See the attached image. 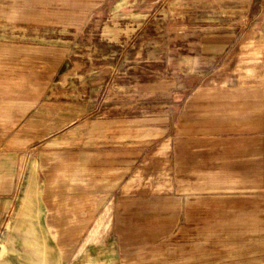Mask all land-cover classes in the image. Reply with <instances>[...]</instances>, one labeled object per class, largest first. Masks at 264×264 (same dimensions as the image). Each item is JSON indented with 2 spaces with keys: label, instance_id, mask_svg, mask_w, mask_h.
I'll list each match as a JSON object with an SVG mask.
<instances>
[{
  "label": "rangeland",
  "instance_id": "obj_1",
  "mask_svg": "<svg viewBox=\"0 0 264 264\" xmlns=\"http://www.w3.org/2000/svg\"><path fill=\"white\" fill-rule=\"evenodd\" d=\"M0 202V264H264V0H0Z\"/></svg>",
  "mask_w": 264,
  "mask_h": 264
},
{
  "label": "crops",
  "instance_id": "obj_2",
  "mask_svg": "<svg viewBox=\"0 0 264 264\" xmlns=\"http://www.w3.org/2000/svg\"><path fill=\"white\" fill-rule=\"evenodd\" d=\"M169 146V141L165 140L164 142H162L161 144H159L158 146H156L155 148H153L149 154L145 157L143 163H142V167L144 168L145 166H147L149 163H152L153 161L157 160L162 153L165 151L166 148H168ZM2 209H5L4 206L1 204L0 202V224H1V219L4 216L5 212H2ZM52 209V210H51ZM53 210L54 208L51 206L50 208V214L48 217V225L50 227V229L53 231V233H55L54 235L56 237H58V241H62L64 242V240L67 238L62 234V223L58 222L54 219L53 217ZM250 233L247 232L246 229H243V232L239 233L240 237H248L250 234H252L251 232H254L253 237H264L262 236V234L258 233V231H252L249 230ZM239 237V236H238ZM61 243V242H60ZM247 250L250 249H243V248H238L237 252L234 249V251L236 253H233L234 259H230L231 254V250L228 251H223V263L224 264H231L232 262H235L237 260H241V258L239 256H241V254H244L243 252H246ZM252 250V249H251ZM111 254H114V250L112 249L110 251ZM194 254V255H192ZM240 254V255H239ZM235 255H239V256H235ZM228 258V260L225 258ZM213 257V254H210L209 251H203L202 253H191V255H187L186 257H183V255L180 256L181 260L178 263V259H175L176 262H174L175 264H214L213 261L211 262V260L209 258ZM185 258V259H184ZM201 258L202 261H198L196 259ZM204 258V259H203ZM206 259V260H205ZM241 264V263H239Z\"/></svg>",
  "mask_w": 264,
  "mask_h": 264
},
{
  "label": "bare ground",
  "instance_id": "obj_3",
  "mask_svg": "<svg viewBox=\"0 0 264 264\" xmlns=\"http://www.w3.org/2000/svg\"><path fill=\"white\" fill-rule=\"evenodd\" d=\"M59 242H62V241H59ZM31 255L34 258H45L46 257V253L44 251H39V250H33ZM36 264H43V263L37 260Z\"/></svg>",
  "mask_w": 264,
  "mask_h": 264
}]
</instances>
